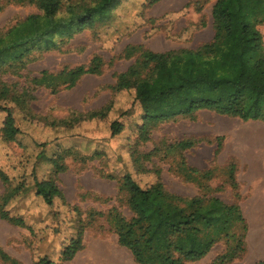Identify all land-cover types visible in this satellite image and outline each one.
I'll use <instances>...</instances> for the list:
<instances>
[{"label": "rangeland", "instance_id": "obj_1", "mask_svg": "<svg viewBox=\"0 0 264 264\" xmlns=\"http://www.w3.org/2000/svg\"><path fill=\"white\" fill-rule=\"evenodd\" d=\"M76 1L64 0L66 6ZM147 1L121 0L109 21L97 23L94 29L76 35L72 41L62 44L59 51L38 53L23 69L14 65L0 68V91L4 90L7 96L1 97L0 105L19 108L14 109V115L26 129V135L33 138L32 142H7L2 133L6 114L0 110V170L9 178L6 184L0 179V208L22 222L17 225L0 216V248L21 264H36L43 257L60 263L61 253L81 228L83 249L71 261L62 264H135L132 253L119 244L109 216L115 208L128 220L132 218L126 203L127 194L117 195L120 179L126 174L143 188L161 179L166 190L178 195L196 197L205 194L218 197L227 204L238 202L248 225L246 252L230 264L264 261V255L257 250L259 246L264 247V123L261 121L245 122L202 110L193 119L177 117L159 123L145 140L137 137L139 133L134 129L119 142V148L101 150L97 159L91 158L84 163L73 158L65 160L67 169L60 174L57 186L63 191L68 205L56 200L50 207L36 194V181L47 177L52 170V166L43 164L41 159L54 153L52 148L40 143L47 140L45 130L52 120L46 112L57 106L55 96L49 90L41 84L34 86L33 79L41 77L44 70L56 74L70 60L89 65L95 56H100L106 64V73L99 78H86L81 87L82 93L87 92L85 103L82 104V96L75 102L76 105L79 103L77 107L85 109V104L94 100L91 107L97 108L110 98L108 91L93 96L97 89L111 84L117 73L133 66L139 58V54L124 58L127 47L141 45L159 53L197 50L212 42L219 30L223 35L222 62L201 66L183 63L168 70L157 63L152 64L141 78L146 80V100L143 105L137 101L130 111L138 113L140 119L144 114L143 107L152 112L158 110L163 101L167 104L164 93L180 85L188 86V91L181 94L183 99H198L218 80L220 92L240 91L244 96H259L264 102V79L256 72V57L239 60L237 54L241 49L232 41L235 36L231 30L225 32L214 22L213 7L218 0H161L146 8ZM259 2L230 0L234 21L254 10ZM66 6L61 15L65 14ZM33 14H42L35 4L0 0V38ZM258 29L264 42V23L258 25ZM23 88H35L33 101L31 94L22 93ZM26 100L28 106L25 109ZM21 107L30 113L23 112ZM98 129L96 126L95 130ZM85 130L80 129L78 151L81 155L92 156L83 151L93 149V144L85 141L90 139L83 133ZM100 132L102 141H108L105 131ZM184 140H194L196 144L182 150L178 144ZM218 144L222 150L216 155ZM184 158L189 168L200 174L181 168ZM234 160L238 163L234 172L237 188L232 186L228 166ZM139 168L148 172L138 173ZM207 172L209 174L205 176ZM5 198H8L7 202ZM237 232L240 233L239 229ZM229 244L225 240L217 243L203 260L193 264H211ZM0 264L10 263L0 259Z\"/></svg>", "mask_w": 264, "mask_h": 264}, {"label": "trees", "instance_id": "obj_2", "mask_svg": "<svg viewBox=\"0 0 264 264\" xmlns=\"http://www.w3.org/2000/svg\"><path fill=\"white\" fill-rule=\"evenodd\" d=\"M21 1V0H18ZM23 3L35 4L42 14L30 15L20 24L11 28L3 37L0 38V68L11 65L17 68H25L29 62L34 60V55L38 53L59 51L62 44L72 40L76 35L85 30L94 29L97 23H105L110 20L112 12L120 5L121 0H77L75 3L65 5L64 0H22ZM161 0H148L146 8L153 7ZM230 0H218L213 7L214 22L224 28L225 32L231 30L235 36L232 41L238 44L240 52L237 58L241 61L256 57L255 69L259 76L264 79V42L258 25L264 23V0H260L257 7L250 13L242 16L240 20L234 21V12L229 6ZM239 2V0H237ZM65 7V14L61 15ZM222 34L218 30L212 42L204 44L197 50L182 49L166 53L153 52L143 46L127 47L124 58H132L139 54L135 64L126 72L117 74V84L111 89L113 91H132L133 105L128 110L122 109L121 116H132V128L129 132L123 133L124 124L114 121L111 125V133L108 141L98 135L93 138L86 134L90 139L86 143L93 144L91 151H85V156L81 155L75 147L62 148L54 143L55 135L53 130L59 124L50 122L45 133L47 140L40 143L41 146L52 148V155H45L41 159L43 164L52 166V170L45 178H39L35 183L37 196L43 198L45 203L52 207L56 200L64 201L67 204L63 191L58 188L57 181L60 174L66 171L64 163L66 159L73 158L76 162H86L91 158H99L101 152L111 148H119V142L130 132L136 131L142 140L150 136L151 129L159 123L170 121L177 117H190L193 119L195 114L202 110H211L219 115L239 118L245 122L261 121L264 123V102L259 96H244L240 91H233L225 94L220 92L219 80L213 85H209L208 91L203 93L198 99L192 98L185 100L181 94L188 91L187 85L172 87L164 97L168 99L167 104L163 101L158 110L152 112L143 107L144 114L139 119V114L130 111L138 101L143 105L146 100L145 79L142 78L144 71L149 70L152 64H159L162 69L168 70L173 65L190 63L192 66L211 64L212 62H222L223 48ZM105 62L100 56H95L89 65H82L75 69L65 68L59 73L52 74L43 72L41 77L34 78L43 88L48 89L52 94H56L60 89H70L76 86L77 82L87 74L102 75L105 69ZM35 88L30 90L22 89V93H29L34 100ZM6 89V88H5ZM6 92L0 91L1 97ZM6 96V95H5ZM7 97V96H6ZM6 99V98H5ZM166 99V98H165ZM14 101V100H13ZM15 104V103H13ZM25 109L28 101H24ZM15 105H18L16 103ZM11 106H1L0 110L5 112L6 118L2 129L3 137L7 142L18 143L20 141L32 142L33 138L28 137L20 125L16 115V109ZM14 111H13V110ZM23 112L30 113L24 108ZM111 105L100 111L91 112L75 117V122L102 120L108 116ZM128 112V114H127ZM136 115V116H135ZM29 117V116H28ZM140 120V121H139ZM68 126L69 123L61 122L60 125ZM53 129V130H52ZM52 130V131H51ZM80 134V133H79ZM41 134L39 133V136ZM41 139L42 136L40 137ZM79 139V138H78ZM37 141V139H35ZM97 140L96 142H94ZM116 145H111L112 141ZM48 143V145H47ZM110 144V145H109ZM194 140L181 141L178 146L182 150H187L195 145ZM111 146L107 148V146ZM222 146L217 145L216 155L220 153ZM42 157V155L40 156ZM146 157H150L149 154ZM185 159V158H184ZM135 164L138 163L135 160ZM237 161H232L229 166L231 173L232 186L237 188L234 172L237 170ZM139 167L140 164H139ZM181 168L191 173L199 171L189 168L186 159L181 163ZM138 173H146L147 170L139 168ZM190 173V172H188ZM203 174V173H201ZM209 173L207 172L205 176ZM191 177V175L189 174ZM193 176V175H192ZM112 180V176H109ZM0 179L6 184L9 182L8 176L0 170ZM115 180V179H114ZM117 180V179H116ZM194 180V178H192ZM120 193L127 194V205L132 212V218L128 220L117 209L113 208L109 216L118 242L127 248L133 255L135 264H193L203 260L212 248L219 242L225 240L230 244L226 251L218 256L211 264H230L234 260L241 258L246 252L245 238L248 232L247 221L243 216L238 202L227 204L218 197H208L205 194L196 197H187L172 193L166 190L161 179L147 187H141L130 174H126L119 182ZM118 195V196H119ZM86 194L82 195L84 198ZM98 197V196H97ZM238 198V196H236ZM98 199H102L99 197ZM8 201V198H5ZM68 205V204H67ZM0 216L17 225L22 222L17 218H11L7 211L0 208ZM239 229L240 233L237 232ZM83 228L72 239L61 253V262L57 263L47 257L41 258L36 264H62L71 261L76 254L83 249L82 244ZM0 259L10 264H21L12 259L5 251L0 248ZM256 264H264L259 261Z\"/></svg>", "mask_w": 264, "mask_h": 264}, {"label": "crops", "instance_id": "obj_3", "mask_svg": "<svg viewBox=\"0 0 264 264\" xmlns=\"http://www.w3.org/2000/svg\"><path fill=\"white\" fill-rule=\"evenodd\" d=\"M69 62H72V63H69ZM69 62L63 65V67L61 68V71L64 70L65 68L75 69L76 67L87 64V63H84V64L76 63L75 64V60L73 61L70 60ZM127 70L121 71L117 74H121L123 72H126ZM106 71H107V68L104 69V72L102 75H90V74L84 75L77 82L76 86L70 89L62 88L56 94H52V92L49 90L50 91L49 93L55 96V100L57 102V106H55L54 110L50 108L46 112V116L52 118L51 123L56 122V124H59V126H57L55 130L52 129L55 135L54 143L56 144V146H61L62 148L72 147L73 149H75L76 147L77 149H79L78 147L79 144H77V141H79L78 135L81 132L80 131L81 128L86 129L83 133L89 134L93 138H97L98 135H101V132H100L101 130H104L105 136L108 137V135H110L111 133V125L114 121H120L124 124L125 131L123 133L129 132L130 127L132 128V125L130 126L129 123L132 124L131 122L133 120V117H132L133 115L132 116L126 115L122 117L120 112L122 111V109L128 110L129 108L132 107L134 96L133 94H131L132 91L130 92L129 91H113L111 89L113 86L117 84L116 77H114L113 82L111 84L101 85L102 87L100 86L97 89V93H95L96 95L95 94L93 95V96H97L99 93H101L100 95H104L103 92H106V91L110 92V98L104 105L97 107V108L91 107L95 103L93 100L92 101L93 104L92 103L85 104L87 107L85 109H80L79 107H77L79 103L77 105L75 104L79 96H82V104L83 102L85 103V96H87V92L82 93V88H81L84 80L88 77H97V78L102 77L106 73ZM42 72L52 73L51 71H48V70H44ZM131 95L133 96V98ZM108 105H111V109L108 112V116L105 119H102V120L97 119V120H92V121L88 120V121H84L80 123L75 122V117L79 115H85L91 112L100 111L101 109H103L104 107ZM61 122L62 123L67 122L69 123V125L68 126H65L62 124L60 125ZM96 126H99L98 130H95ZM109 145L107 146V148L111 147ZM111 145L115 146L116 141L113 140ZM108 180H111V179H108ZM117 195H119V189H118ZM101 196H104V195H101Z\"/></svg>", "mask_w": 264, "mask_h": 264}, {"label": "bare ground", "instance_id": "obj_4", "mask_svg": "<svg viewBox=\"0 0 264 264\" xmlns=\"http://www.w3.org/2000/svg\"><path fill=\"white\" fill-rule=\"evenodd\" d=\"M264 240V239H263ZM261 242H262V240H261ZM258 253L260 254V255H264V247L263 246H259L258 247Z\"/></svg>", "mask_w": 264, "mask_h": 264}]
</instances>
